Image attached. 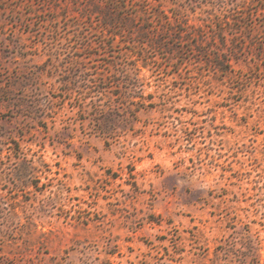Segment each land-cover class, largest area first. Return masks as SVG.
Returning <instances> with one entry per match:
<instances>
[{"label":"rangeland","instance_id":"1","mask_svg":"<svg viewBox=\"0 0 264 264\" xmlns=\"http://www.w3.org/2000/svg\"><path fill=\"white\" fill-rule=\"evenodd\" d=\"M199 1L220 15L144 3L201 24ZM246 1L222 71L137 54L89 0H0V264H264V0Z\"/></svg>","mask_w":264,"mask_h":264},{"label":"trees","instance_id":"2","mask_svg":"<svg viewBox=\"0 0 264 264\" xmlns=\"http://www.w3.org/2000/svg\"><path fill=\"white\" fill-rule=\"evenodd\" d=\"M89 1L100 11L105 35L112 40L118 36L123 38L122 42L131 44L137 54H145L148 50L161 54L177 49L181 54L185 51L198 52L204 57L206 63H211L222 71L227 70L228 60L221 59L220 53L226 55L225 49L229 53L232 50L240 52L245 46L242 40L250 38L252 34L249 32H252L251 28H254L248 25L247 21L253 19L258 12L246 0H217L221 13L215 15L210 9L204 8L209 3L215 6V1H199L200 5L196 7L200 8L204 17L199 19L202 21L201 24H196L190 23L188 15H183L176 8L169 16L158 7L145 4L144 0H138L140 3L135 4V11H129L126 0H123L124 4L108 0L105 7L96 5L94 0ZM192 12L195 13L196 9ZM209 28H211L210 35ZM209 36L212 39L208 41ZM228 42L231 47L228 46ZM249 45H253L252 38L249 40ZM211 46L217 52L211 54ZM135 82L137 83L138 80L136 79ZM136 83L134 87L138 88ZM140 98L141 101L136 104L144 106L143 100L146 98ZM133 186L137 190L135 183Z\"/></svg>","mask_w":264,"mask_h":264}]
</instances>
